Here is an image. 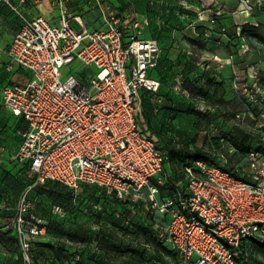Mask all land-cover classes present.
<instances>
[{"label": "built area", "instance_id": "1", "mask_svg": "<svg viewBox=\"0 0 264 264\" xmlns=\"http://www.w3.org/2000/svg\"><path fill=\"white\" fill-rule=\"evenodd\" d=\"M0 1L19 18L9 46H0V59L7 55V71L16 64L31 73L26 83L2 88L0 107L25 121L11 158L27 163L36 183L56 180L74 192L88 184L132 202L147 196V210L160 217L152 232L173 253L162 264H238L242 246L264 243V148L250 149L235 171L224 159L196 158L171 182L165 154L141 114L140 89L160 86L148 75L160 47L155 38L140 36L135 11L122 17L103 0H89L102 20L89 28L80 15L62 11L53 24ZM74 60L95 66L88 83L74 75L61 80V68ZM250 97L261 103L264 88ZM263 116L262 110L257 118ZM255 126L264 141V122ZM161 187L165 194L158 199ZM30 207L25 192L13 223L27 261L44 228L42 219L27 214Z\"/></svg>", "mask_w": 264, "mask_h": 264}, {"label": "rangeland", "instance_id": "2", "mask_svg": "<svg viewBox=\"0 0 264 264\" xmlns=\"http://www.w3.org/2000/svg\"><path fill=\"white\" fill-rule=\"evenodd\" d=\"M200 1L191 11L197 21H206L208 28L197 31L195 42L187 47L219 52L221 57L201 51L198 57L164 70L163 76H170L169 80L164 81V88L160 86L158 96L154 94L145 105L141 104V111L159 143L191 149L201 147L209 158L226 159L229 166H234L245 160L244 153L234 148V140L241 131L257 132L255 125L264 122V116L257 118L248 112L261 110L260 104L264 102L258 104L250 97L264 88V0H204L206 4ZM213 61L215 66H209ZM221 70L227 76L220 80L214 92H199L198 104L184 102L187 104L178 108L182 106L181 96L187 99L192 96L190 87L197 92L205 91L212 72L220 75ZM95 72V66L74 60L61 68V80L74 75L88 83ZM222 81L225 86L221 85ZM221 89H224L222 93ZM158 104L161 109H157ZM159 114L161 118L157 117ZM228 124L232 125L230 138L224 133ZM15 126L24 127V122L0 115V264H160L171 258L168 249L149 236L142 221L137 219L138 224L132 223L126 204L117 207L100 198L96 187H91L94 194L61 195L39 189V183H28L19 172V164L11 158ZM170 169L166 165V173ZM25 192L33 194L30 202L33 213L44 224L40 244H62L61 251L67 252L68 262L57 261L49 247L43 246L29 261L22 254L19 258L13 223L19 199ZM143 192L146 195L147 190ZM145 197L142 211L148 212V197ZM98 200L102 202L97 206ZM113 209L120 214L118 223L112 222ZM149 214L160 218L154 211ZM73 227L77 228V234L71 238ZM84 233L87 237L79 240ZM243 248L244 264H264V246L249 242Z\"/></svg>", "mask_w": 264, "mask_h": 264}, {"label": "crops", "instance_id": "3", "mask_svg": "<svg viewBox=\"0 0 264 264\" xmlns=\"http://www.w3.org/2000/svg\"><path fill=\"white\" fill-rule=\"evenodd\" d=\"M13 5L17 6L26 16L33 17L35 15H43L50 20L53 24H58L59 16L62 11L69 15H80L84 23L89 28H95L102 24L100 14L96 9L89 5V0H10ZM105 3L115 8L119 15L122 17L132 16L135 11L136 19L140 23V36L145 38H155L159 44V62L162 75L164 70L169 71L180 63L198 57L199 52L206 54L209 53L213 56H220L221 53L208 52L206 49H189L188 43L195 42L197 31L208 28L206 21H197L195 14L191 11L196 4L200 5V0H103ZM204 1V0H202ZM224 1V0H222ZM204 4L205 1H204ZM179 12V13H178ZM178 13V14H177ZM19 25V18L15 11L7 5L4 1H0V46L6 49ZM144 28V30L141 29ZM131 29H126L125 38L128 37ZM8 57L5 53L1 55L0 59V92L2 86L8 80L12 84L26 83L30 77V71L14 64L11 71L5 69V63ZM216 62L213 61L209 66L214 67ZM152 78L157 79L156 71H152ZM183 75L182 73H180ZM168 76V75H167ZM225 72L220 71V75L212 72L211 77H214L208 86L213 91L220 80H225ZM151 77V76H150ZM170 77V76H168ZM174 76L171 77L173 79ZM169 80V78H167ZM221 83L222 86L225 84ZM198 84V83H197ZM162 88L165 87L161 82ZM195 96L186 98L180 97L182 108L188 102L199 103ZM187 102V103H184ZM0 115L12 117L20 120L19 116L11 114L10 110L4 107L0 108ZM25 124V121L22 120ZM26 126V124H25ZM21 139L20 131L13 130V142L10 147V153L16 149ZM165 194L164 190H160L157 194L158 199H161ZM171 258L173 253L170 252ZM169 258V259H171ZM167 261V260H166ZM165 262V261H164ZM163 262V263H164ZM162 264V262H160Z\"/></svg>", "mask_w": 264, "mask_h": 264}, {"label": "trees", "instance_id": "4", "mask_svg": "<svg viewBox=\"0 0 264 264\" xmlns=\"http://www.w3.org/2000/svg\"><path fill=\"white\" fill-rule=\"evenodd\" d=\"M231 36H233V35L231 34ZM159 66H160V62H159V59H158L157 65L149 70L148 75L153 77L151 72L152 71H156V77H158L157 80H159L160 86H161V82L164 83V81H167L168 76H166V75L163 76V75H161L159 73V70H160ZM213 78L214 77H209L207 82H210ZM11 84L12 83L7 80L5 82V84L2 86V88L5 85H11ZM160 86H159V89H160ZM159 89L157 91H150V90H147L145 88H141L140 89L141 104L145 105L146 102H148V100H150V98L154 94H156L158 96L157 92H159ZM189 90L191 92V95L196 97V96H198L197 93H199V92L200 93H203V92H206V91L210 92V87L208 89H206L205 91H202V89H198V92H197V90L192 89L191 87L189 88ZM223 90L224 89H221V93L223 92ZM214 91L215 90H213L211 92H214ZM206 94H208V93H206ZM208 100H210V99L208 98ZM157 109H161L159 104H158V108ZM248 112H253V114L256 117H258L262 113V110H260L259 108H256V109H252V110L250 109V110H248ZM141 114H142V118H143V120L145 122V119H144L142 111H141ZM157 117L161 118V115L159 114V115H157ZM21 120H23V119L21 118ZM227 126L228 127L226 128V131H224V133L226 134L225 136L229 137L230 136V132L232 130V125L228 124ZM147 128H148V126H147ZM24 129H25V124H24V127H18V126L14 127L15 131H22ZM262 129H264V127H262ZM150 134H151V132H150ZM151 137L154 139V141L156 143V146L159 149H161L164 152V154H165V157H166V159L164 161L165 171H166V165H168V168H170V166H171V169H170L171 172H169L171 174V178H170L171 182H174V181H176L179 178L178 169H180L183 164L190 163L191 161H193L196 158L211 159V160L215 161L214 159L209 158V155L207 154V152L204 149H202L201 147H195V148L191 149V148H189L187 146H182V147L167 146L166 144L159 143L160 141H159V139H158V137L156 135H152L151 134ZM234 146H235L234 147L235 149L239 148L244 153L245 159H246L247 152L250 149H252V148L263 149L264 148V141L262 140V138H261V136H260L258 131L257 132H254L252 130L241 131L239 133L237 139L234 140ZM15 162H17V161H15ZM175 162H176V164H175L176 168H175V170H173V166L172 165ZM244 162H245V160H244ZM244 162L242 164H235L234 166H229L227 160L224 159L225 166L227 168L233 170V171H235L236 168L241 167V165H243ZM17 163L20 166V168H19L20 174L24 178H26L28 180V183H36L35 180H34L33 175L30 172L28 164L27 163H19V162H17ZM29 173L31 175H29ZM91 187H96V186L83 184L81 186V189L78 192H74L73 189L69 188L68 186H66V185H64V184H62V183H60V182H58L56 180H50L49 179V180H46L43 183H39L38 184V188L41 189V190H48L51 193H57V194H61V195H69L72 192H74L76 194H79V193L94 194V191H93V189ZM96 188L98 189V195L100 196V198H105V200L108 201L109 203H115V205L117 207L120 204H122V203L126 204L127 212L129 213V219L132 221V223L138 224L137 219L139 221H142L144 223L145 229H147V233L149 234V236L153 237L154 240L159 245L163 246L164 248L168 249L169 252H171L170 249L168 248V246L164 243V241L158 240L156 235H155V233L152 232V225H153V223L155 221V218H153L149 214L150 213L149 211L148 212L142 211V208H145L144 207L145 206V202H144L143 199H138V200H136L134 202L130 201L129 199H118L114 195V193L107 192L106 189L101 188V187H96ZM161 190H163L162 187H161ZM32 196H33V194H31V192L27 193V200L29 201V203L33 200ZM101 202H102L101 200H98L95 203V205L98 206V205H100ZM30 205H31V203H30ZM27 214L28 215H34V216L38 217L37 215H35L33 213L32 205H31V207H30V209H29ZM113 216H114V218H113L112 222L116 223L118 221V218L120 217V214H119L118 210L113 209ZM76 229L77 228L73 227V229H72L73 233L71 234V238L74 237L73 235L76 236V234H77ZM86 234L87 233H84L82 235L81 239H79V240L84 241V239L87 237ZM13 235H14L15 241H16V243L18 245L19 258L21 259L22 257H21V251H20V248H19L18 237L16 235V232H15L14 228H13ZM257 245L258 246H264V243L257 244ZM42 246L43 247H49V249L52 251V253H53V255H54V257H55V259L57 261L63 262L65 260H67V262H68L70 260V259H68L67 252H64V254H63V252L61 251L62 244L59 243V244L56 245L54 243H51V244H47V245H41L39 240L33 241V243H32V246H31L32 256H34V252H36V250L41 249ZM244 246H242L241 251H240V253L238 255V258H237L238 264H244L243 263L245 261L244 255L246 254V251L243 248ZM42 252H44V251H42ZM157 258L161 259L160 256H157Z\"/></svg>", "mask_w": 264, "mask_h": 264}]
</instances>
